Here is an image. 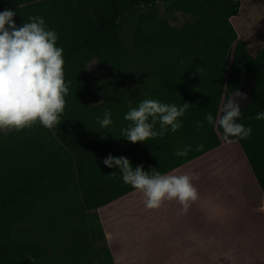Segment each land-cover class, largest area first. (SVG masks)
I'll return each instance as SVG.
<instances>
[{"label":"rangeland","instance_id":"obj_1","mask_svg":"<svg viewBox=\"0 0 264 264\" xmlns=\"http://www.w3.org/2000/svg\"><path fill=\"white\" fill-rule=\"evenodd\" d=\"M174 1V18L164 16L165 24L153 18L141 22L131 18L122 27L121 46L104 35L83 49L90 94L83 90L78 69L64 68L69 91L60 124L53 130L36 125L21 132H0V194L4 177L11 185L33 172L42 177L26 185L10 211L0 212V264L12 261V242L27 245L40 239L65 201L81 197L89 212L101 208L100 217L110 213L111 201L134 191L119 169L104 165L109 154L126 157L133 169L142 165L149 173L155 169L162 175L198 177L192 181L199 193L195 204L198 208L204 197L209 198L218 228L237 224L233 220L239 225H264V140L257 156L248 139L226 141L219 125H209L205 119L211 113L217 121L229 98L241 109L251 104L259 75L252 70L237 72L234 56L241 41L254 57L264 48V0H240V14L233 18H226L209 0ZM10 9L16 12L17 27L30 22V16L42 17L46 28L56 32L57 47L78 40L90 29L81 15L63 13L48 0ZM145 99L192 106L179 118L182 127L177 132L169 128L163 137L133 144L122 135L130 124L124 116ZM106 111L113 121L107 128L98 122ZM237 123L249 127L246 121ZM159 128L157 123L155 130ZM199 145L203 147L197 150ZM186 148H190L187 155L175 154ZM248 175L258 178L257 195L247 187ZM134 194L141 193L135 190ZM244 236L238 237L241 247L253 248V239ZM221 251L213 253V264H228L229 256Z\"/></svg>","mask_w":264,"mask_h":264},{"label":"clouds","instance_id":"obj_2","mask_svg":"<svg viewBox=\"0 0 264 264\" xmlns=\"http://www.w3.org/2000/svg\"><path fill=\"white\" fill-rule=\"evenodd\" d=\"M15 15L11 9L0 13V132H21L36 125L53 130L60 124L69 91L64 79L63 49L56 46L57 34L46 28L42 17L30 16V22L17 27ZM237 95L241 94L238 92ZM191 106L187 102L177 106L145 99L125 114L124 119L130 124L122 130V135L136 144L163 137L169 128L175 133L182 127L179 118ZM221 112L217 121L211 113L205 119L209 125H219L226 141L230 142L229 138L233 137H250L251 127L236 122L241 116L238 103L229 98ZM255 118L264 119V112ZM98 122L107 128L113 122L111 113L106 111ZM157 123L160 125L158 131L155 130ZM202 147L199 145L197 150ZM189 150L186 148L175 154L185 156ZM103 163L108 168L119 169L124 183L143 195L148 210H158L165 202L176 201L187 212L199 200L198 190L192 182L198 177L174 172L162 175L155 169L149 173L142 165L133 169L126 157L111 154ZM28 259L35 264L34 257Z\"/></svg>","mask_w":264,"mask_h":264},{"label":"trees","instance_id":"obj_3","mask_svg":"<svg viewBox=\"0 0 264 264\" xmlns=\"http://www.w3.org/2000/svg\"><path fill=\"white\" fill-rule=\"evenodd\" d=\"M45 0H0V11L23 8ZM51 7L59 6L63 13L81 15L89 31L78 40L60 43L63 49L64 68L78 69L83 90L90 94L91 80L82 51L90 43L109 35L113 45L121 46V30L129 19L141 22L153 18L165 24L164 16L174 18V0H48ZM216 3L226 18L237 17L241 11L240 0H209ZM237 72L252 70L259 75L258 84L251 95V104L241 109L236 122L246 121L252 129L248 143L255 155L260 156V142L264 140V119L257 120L264 112V48L254 57L245 41L238 42L235 49ZM42 181L41 174L33 172L15 185L4 177V190L0 194V212H7L19 201L20 193L27 184ZM14 256L7 264H115L107 243L98 211L89 212L81 197H73L59 206L53 220L47 225L43 236L33 243H11Z\"/></svg>","mask_w":264,"mask_h":264},{"label":"crops","instance_id":"obj_4","mask_svg":"<svg viewBox=\"0 0 264 264\" xmlns=\"http://www.w3.org/2000/svg\"><path fill=\"white\" fill-rule=\"evenodd\" d=\"M246 161L250 167L249 159ZM251 172L255 173L254 168ZM248 177L247 187L257 195L259 189L256 186L260 187L258 178ZM134 192L114 199L110 213L100 214L115 264H213V253L219 248L229 256L228 264H246L250 260L245 258L250 256L251 264H264V225H239L232 219L237 224L218 228L217 219L213 218L217 214L216 209L208 197L203 198V205L197 208L194 203L187 212L176 201L171 205L165 202L158 210H148L143 195L138 196ZM225 216L228 214L222 217ZM244 235L253 239V248L241 247L243 243L238 237L244 238Z\"/></svg>","mask_w":264,"mask_h":264}]
</instances>
